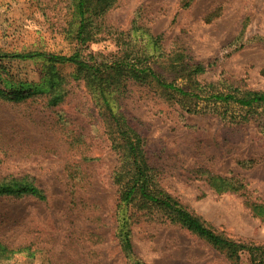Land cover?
<instances>
[{
	"label": "rangeland",
	"instance_id": "rangeland-1",
	"mask_svg": "<svg viewBox=\"0 0 264 264\" xmlns=\"http://www.w3.org/2000/svg\"><path fill=\"white\" fill-rule=\"evenodd\" d=\"M69 4L0 0V49L72 54L77 43L63 34ZM104 21L105 37L84 48L85 55L112 61L120 33L131 34L150 53V37H159L166 54L157 51L150 62L167 79L186 84L168 61L183 53L190 64L209 65L198 75L202 83L264 91V0H117ZM40 65L4 58L0 88L39 85ZM72 70L65 67L63 73ZM46 97L0 98V179L28 177L47 195L46 200L0 196V240L13 251L0 255V264H131L117 236L113 173L119 158L106 134L107 112L82 82L72 80L57 106H49ZM121 102L166 190L217 233L264 245V220L247 203L264 202V107L246 121L237 109L227 118L213 106L188 112L134 83ZM210 175L235 178L245 190L219 193ZM132 241L136 258L146 264H231L207 241L170 223H137ZM248 263L243 253L242 264Z\"/></svg>",
	"mask_w": 264,
	"mask_h": 264
},
{
	"label": "trees",
	"instance_id": "trees-1",
	"mask_svg": "<svg viewBox=\"0 0 264 264\" xmlns=\"http://www.w3.org/2000/svg\"><path fill=\"white\" fill-rule=\"evenodd\" d=\"M116 1L70 0L69 18L63 28L65 39L77 43V49L70 55L41 50L8 53L0 49V62L4 58L41 62L39 73L42 78L39 85L21 82L19 88H13L9 83L5 84V88H0V98L24 101L45 93L47 104L57 106L64 101L68 85L73 80L82 82L101 109L107 112L104 117L106 134L111 149L119 158V165L113 173V183L117 187V236L131 264H146L136 258L132 241L133 225L144 220L170 223L186 229L223 252L231 264H242L243 253L249 257L248 264H264V245L245 244L217 233L166 190L160 169L147 154L145 139L129 124L121 102L128 86L134 83L149 87L188 112L197 113L213 106L222 118H227L229 110L237 109L246 121L258 108L264 107V91L222 86L220 82L202 83L198 75L207 72L209 65L190 64L183 53L172 54L168 61L171 67L182 73L178 77L186 78V84L180 85L178 78L167 79L150 62L157 51L158 55L166 54L162 51L159 37H150L153 44L150 53L141 50L131 34L122 38L123 33H120L116 38L118 54L112 61L100 60L92 52L85 55L84 48L105 37L108 26L104 17ZM65 67H73L72 72L64 74ZM26 87L30 88L24 91ZM208 180L219 193L245 190V185L235 178L210 175ZM0 196L47 199L44 189L28 177L0 179ZM247 203L253 215L264 220V202ZM7 253L13 251L0 240V255Z\"/></svg>",
	"mask_w": 264,
	"mask_h": 264
}]
</instances>
